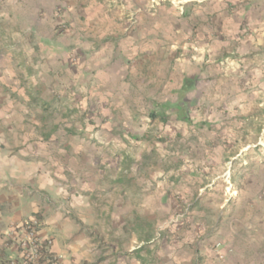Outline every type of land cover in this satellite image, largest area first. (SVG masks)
<instances>
[{
  "label": "crops",
  "instance_id": "1",
  "mask_svg": "<svg viewBox=\"0 0 264 264\" xmlns=\"http://www.w3.org/2000/svg\"><path fill=\"white\" fill-rule=\"evenodd\" d=\"M256 6L250 0H0V264H28L18 241L33 218L62 264H264V153L253 163L244 151L210 145L196 156L203 166L193 169L200 175L194 183L205 179L203 188L220 199L199 200V193L183 214H176L178 202L159 199L174 209L164 221L141 212L145 187L155 179L135 178L126 150L112 177L114 146L155 137L163 125L169 136L191 137L200 123L190 110L206 104L200 96L245 89L246 75L230 66L247 50L242 20ZM34 61L26 78L39 73L48 96L18 102L16 71ZM186 79L193 86L182 95ZM70 98L72 110L89 111L86 137L65 135L47 112L67 110ZM244 106L239 102L237 110ZM230 164L236 193L228 196L223 177ZM178 171H162L169 190L183 187ZM119 175L138 189L133 195L125 183L120 187L127 207L120 216L111 212L115 201L96 199ZM165 192L162 199H169L173 192ZM184 221L189 228L164 230ZM142 224L149 241L141 237Z\"/></svg>",
  "mask_w": 264,
  "mask_h": 264
},
{
  "label": "rangeland",
  "instance_id": "2",
  "mask_svg": "<svg viewBox=\"0 0 264 264\" xmlns=\"http://www.w3.org/2000/svg\"><path fill=\"white\" fill-rule=\"evenodd\" d=\"M257 2V6L254 10L248 12L243 16V24L245 25V34L248 37L246 42V52L241 57H234L235 60L231 64V69L236 68L241 70L245 76L242 79L240 91L237 88L230 87L226 90H219L218 93H206L200 96L199 100L206 99V104H202L201 108L192 109V121L200 123V130L193 132V136H185L182 131H179L173 136L165 134V126L158 128L155 131V137H138L137 139L124 143L122 146H114L113 148V161H112V177L113 179L118 175L121 157L120 151L126 150L129 155L130 161L133 163V169L136 170L135 178L143 177L144 181L155 179L154 186L145 187L142 200H141V212L143 214H156L159 213L162 217V221L168 218L169 214H173V207L170 208L171 202H178L182 205V209L179 212L177 208L176 214H183L185 205L191 204L192 201L198 199L196 196L201 193L199 200H219L220 195L215 193V190H211L210 187H204L206 183L205 179L200 180L195 184L194 176L199 174L193 173V169L199 168V172H202L200 167L203 165L202 159L196 157L197 154L206 152L209 148L221 149L227 148L230 152L244 151L245 155H249L248 160L256 163V158L264 153V0H250ZM235 56V55H234ZM241 59V62H237ZM236 63H239L236 66ZM33 65V66H32ZM32 65L23 64L21 68L18 66L16 71L15 81L18 88L17 99L23 101L25 99H31L34 102L44 101L48 96L44 93V88L41 85L43 79L39 73L29 76L26 78V71L37 65L34 61ZM224 82H232V80L224 79ZM237 81L235 82V85ZM248 86L254 87L255 90L248 91ZM39 87V88H37ZM30 89L34 90L33 96L27 95L26 91ZM38 89V90H37ZM234 91V92H232ZM50 96V95H49ZM56 97V96H55ZM34 98V99H33ZM76 100V99H75ZM73 98L68 100L70 108L63 111L57 109L47 110L50 119L58 121L55 125L57 129L64 131V134H76L80 137H86V133L92 128L88 123L89 111L81 109L80 111L72 110V103L75 101ZM48 101V100H47ZM253 101L254 104H248ZM56 102V101H54ZM239 102L245 103V108L237 110ZM82 106V105H81ZM228 106L229 108H225ZM86 119L85 121H83ZM177 126L179 122L173 121ZM168 125V124H167ZM35 129H40L39 124H34ZM228 128V132L224 134V130ZM194 129V128H193ZM192 133V132H191ZM196 133V134H195ZM215 133L214 138H210L208 135ZM64 135V136H65ZM78 136V137H79ZM211 145V147H209ZM226 145V146H225ZM176 152L172 154L171 158L168 157L167 153ZM186 153V154H185ZM165 155V156H163ZM264 156V155H263ZM251 163L248 162L247 166ZM246 165V164H245ZM176 166L179 169L180 176H183V187L177 190H169L167 188V181H163L161 177L165 176L162 171L167 167ZM229 165L227 170L230 181L233 183V175H231ZM177 172V171H176ZM173 171L172 173H176ZM193 173V174H192ZM227 174V175H228ZM224 175V195H233L235 190L228 187L227 179L228 176ZM159 180V181H157ZM160 182V183H158ZM185 182V183H184ZM185 184V185H184ZM203 188L201 191L196 190V185ZM147 185V184H144ZM166 191V192H165ZM173 192L169 199H162L163 194ZM96 199L98 203H104V200H112L114 202L113 209L111 212L118 214L119 216L126 212V203L119 201L121 198L126 197L125 192L115 185H111L107 182L104 189L96 191ZM159 199L162 203L167 200H172L168 204H160ZM171 205V204H170ZM101 209H108L107 206H100ZM172 225V224H171ZM178 230L189 228L187 222L174 223L172 228L166 226L164 230L168 231L171 229ZM248 264H257V262H250Z\"/></svg>",
  "mask_w": 264,
  "mask_h": 264
},
{
  "label": "built area",
  "instance_id": "3",
  "mask_svg": "<svg viewBox=\"0 0 264 264\" xmlns=\"http://www.w3.org/2000/svg\"><path fill=\"white\" fill-rule=\"evenodd\" d=\"M227 183L229 188L233 184L230 181L229 174L227 175ZM40 220L33 218L27 221L22 229L19 237V247L21 249L22 257L28 264H62L61 258L58 255L51 253L48 246L52 243L51 239L44 241L39 235ZM8 264H17L15 260H10Z\"/></svg>",
  "mask_w": 264,
  "mask_h": 264
},
{
  "label": "trees",
  "instance_id": "4",
  "mask_svg": "<svg viewBox=\"0 0 264 264\" xmlns=\"http://www.w3.org/2000/svg\"><path fill=\"white\" fill-rule=\"evenodd\" d=\"M192 86H193V83L191 82V81H189V80H185V83H184V86H183V93H182V95L184 94V93H186V92H188L190 89H192ZM182 113H183V111H182ZM187 119H188V121H189V118L187 117ZM128 166H131V164L129 163V165ZM126 184V185H128V188H129V190L132 192V194L133 195H136V193H138V189H136L135 187H133V184H132V180L131 179H126V177L125 176H121V175H119L116 179H115V182H114V185L116 186V187H121L123 184ZM142 227V232H145L144 234H142L141 235V237L142 238H144V240H146V241H149V240H151V233L149 232L150 230H147L146 228V224H142L141 225Z\"/></svg>",
  "mask_w": 264,
  "mask_h": 264
}]
</instances>
